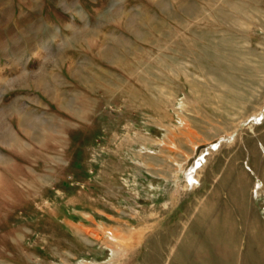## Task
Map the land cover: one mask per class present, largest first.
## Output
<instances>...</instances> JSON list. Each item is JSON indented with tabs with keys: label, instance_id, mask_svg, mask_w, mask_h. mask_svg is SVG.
<instances>
[{
	"label": "rangeland",
	"instance_id": "374dc122",
	"mask_svg": "<svg viewBox=\"0 0 264 264\" xmlns=\"http://www.w3.org/2000/svg\"><path fill=\"white\" fill-rule=\"evenodd\" d=\"M262 137L264 0H0V264H264Z\"/></svg>",
	"mask_w": 264,
	"mask_h": 264
},
{
	"label": "bare ground",
	"instance_id": "6f19581e",
	"mask_svg": "<svg viewBox=\"0 0 264 264\" xmlns=\"http://www.w3.org/2000/svg\"><path fill=\"white\" fill-rule=\"evenodd\" d=\"M241 102H242V99H241ZM247 103H248V101H247ZM244 182H245V179H244ZM235 198H236V196H235ZM234 201H235L236 206H237V204H238L237 198L234 199ZM214 207H215V204L209 200L208 203L206 204V206L204 208H202L200 215L198 217H196V219H195L196 224H194L192 227H190L191 233L189 234V237H188L189 238L188 241L190 243H187L186 247L190 246L189 247L190 251H188L189 252L188 254L191 253L190 255H191L192 259H194V262L195 261L197 262V259L202 264H211V262L214 261L213 260L214 257L210 255L211 253L209 252V250H210L209 246H207L206 242H204L205 236L202 237L204 235V234H202L204 231L207 232L208 239L210 238L213 241V246L216 248V250L221 246V244L223 245V247L225 245V248H226V245L229 246V244L231 242H234L235 244H237L236 243L237 225H236V221L234 219V216L229 213L228 209H225L226 211L224 210V212L221 213L220 211L219 212L214 211ZM255 237H257V236H255ZM254 244H256L255 238L252 235V237L250 238V241H249V246L252 247ZM261 247H262V250H264V245H262ZM226 257H227L226 261H228V264H235V260L237 259V257L235 259H232L228 256H226ZM262 257L264 258V253H263ZM262 262H260V263L263 264Z\"/></svg>",
	"mask_w": 264,
	"mask_h": 264
},
{
	"label": "crops",
	"instance_id": "0c3cea01",
	"mask_svg": "<svg viewBox=\"0 0 264 264\" xmlns=\"http://www.w3.org/2000/svg\"><path fill=\"white\" fill-rule=\"evenodd\" d=\"M261 148L263 150V157L261 159H256L251 161V172L254 175L256 181L254 182L252 179L250 180L248 184V188L250 191L253 189L255 192L259 186L261 188L259 189L258 193H254V196H251V206H254V212L256 216H262L264 217V137H262L261 141ZM254 185V188H253ZM261 196V197H259ZM235 215V214H234ZM258 249V246H257Z\"/></svg>",
	"mask_w": 264,
	"mask_h": 264
}]
</instances>
